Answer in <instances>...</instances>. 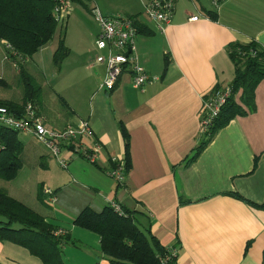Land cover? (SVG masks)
I'll list each match as a JSON object with an SVG mask.
<instances>
[{"label": "crops", "instance_id": "1", "mask_svg": "<svg viewBox=\"0 0 264 264\" xmlns=\"http://www.w3.org/2000/svg\"><path fill=\"white\" fill-rule=\"evenodd\" d=\"M147 1L86 0L90 10L133 18L151 33H138L132 53L150 76L143 88L133 86L129 72L114 90L101 87L106 67L96 62L103 54L95 46L100 27L81 6L71 8L57 44L27 62L26 72L45 75V53L54 60L65 36L69 55L51 74L56 89L34 106L48 128L65 130L85 120L95 135L68 145L63 151L68 168L56 163V172L42 181L55 192L53 203L45 193L50 204L41 195L39 203L32 197L34 205L20 195L14 198L67 236L66 264H114L102 252L100 236L74 224L86 207L101 211L111 202L132 213L161 245L176 250L178 264H264V207L257 206L264 203V81L255 92L256 111L233 119L191 160L203 139L205 101L235 78L229 46L255 41L264 47V0H219L218 6L213 0H175L173 21L164 33L146 18ZM206 12L217 14L216 20ZM9 69L0 58V76ZM53 96L66 109L45 103L54 102ZM121 126L129 137L131 168L118 184L110 172L116 166L112 157L126 154ZM95 142L101 145L97 162L73 153L75 146ZM40 144L42 167L49 172L53 156ZM0 264L44 263L22 246L0 241Z\"/></svg>", "mask_w": 264, "mask_h": 264}, {"label": "trees", "instance_id": "2", "mask_svg": "<svg viewBox=\"0 0 264 264\" xmlns=\"http://www.w3.org/2000/svg\"><path fill=\"white\" fill-rule=\"evenodd\" d=\"M60 1L62 0H0V44L5 62L11 61L27 83L21 102L0 100V107L7 108L18 117L24 115L27 104L35 105L41 96L40 86H32L25 65L54 39L57 28L62 23L54 14ZM66 1L92 12L86 0ZM206 15L212 20L217 18L215 13L206 12ZM135 27L138 33L151 35L148 31H143L138 22H135ZM68 55L69 49L63 35L54 54V63L58 69ZM229 57L235 67V78L230 84L232 94L203 135L191 160H195L217 133L233 119L256 111L255 92L264 81V47L255 41L249 44L232 43L229 46ZM0 86H6V81L1 76ZM219 89L221 87H216L215 91ZM239 94L240 102L237 100ZM121 131L126 141L125 166L130 170L129 137L123 126ZM24 147L19 132L0 123L1 179L12 181L18 177L24 165ZM257 162L258 159L255 166ZM257 206L264 207V203ZM124 211L126 215H120L111 205L101 211L86 207L74 219V224L97 233L101 238L102 252L114 264H162L170 248L161 245L149 230L141 229L132 213L126 209ZM57 229L43 215L8 194L6 190L0 189L1 242H11L26 248L44 264H66L62 245L68 238L57 235ZM176 255H172L171 264H178Z\"/></svg>", "mask_w": 264, "mask_h": 264}, {"label": "built area", "instance_id": "3", "mask_svg": "<svg viewBox=\"0 0 264 264\" xmlns=\"http://www.w3.org/2000/svg\"><path fill=\"white\" fill-rule=\"evenodd\" d=\"M218 6L219 0H213ZM70 2L66 0L60 1L54 10L59 21H63L70 15ZM175 12V0H148L145 3L144 14L155 28L164 33L171 25ZM93 17L100 27V34L96 39L95 46L98 51L103 52L96 58V62L106 67V74L101 87L104 90L112 91L115 89L120 78L126 73H131L132 84L135 88H143L150 81L146 69L139 64L132 55L135 49V41L138 31L135 27V21L124 15L104 16L98 10H92ZM191 21H197L198 17H193ZM232 94L231 86L222 87L214 90L207 98L203 107L202 134L204 135L209 127L213 124L215 118L221 112L227 99ZM0 123L5 127L33 136L42 143L49 153L55 158L59 166L68 168L69 158L63 156V151L68 145L77 141H85L94 138V131L88 121H80L76 126H69L65 130H55L48 128L43 120L38 116L36 108L33 104H27L24 115L16 116L5 107H0ZM101 145L97 142L88 148L75 146L74 152L80 154L90 162H97L100 156ZM115 168L110 175L118 184H122L127 174L125 166V158L112 157ZM44 192L48 196L50 202L56 200L55 192L52 188L45 187ZM113 209L120 215H126L123 207L117 202H111ZM62 230L56 231L59 235ZM170 252V253H169ZM168 254L163 258L162 264H171L172 255L177 252L174 249L169 250ZM170 261V263H169Z\"/></svg>", "mask_w": 264, "mask_h": 264}, {"label": "rangeland", "instance_id": "4", "mask_svg": "<svg viewBox=\"0 0 264 264\" xmlns=\"http://www.w3.org/2000/svg\"><path fill=\"white\" fill-rule=\"evenodd\" d=\"M80 5L75 4V3H70L71 8H76L79 7ZM82 7V6H81ZM71 14V10H70ZM68 18L62 21V23L59 24L57 28V33L56 36L53 39V43L51 42L50 45L54 46L57 44V41L59 40L60 36V27L61 25L65 24V21H67ZM94 19V18H93ZM133 20V18H132ZM94 19V23H95ZM97 25V23H95ZM65 27V26H64ZM88 28H91L93 31L94 29L92 26H89ZM70 27H68V33L70 31ZM65 32V28L64 31ZM71 34V37L74 35ZM46 55V67L45 69V75L43 73H37V72H30L27 71L26 73L29 74L31 78V83L33 87H39L41 88V96H40V101L44 98L47 99L50 95L52 96V93L54 92V89H56V78L52 79V71L56 69V64L54 63V60L52 59V56H48L47 53ZM1 62L8 64L10 66V69L6 72L4 75V79L6 81V86L1 87L0 86V100H9L13 102H21L24 98V94L26 91V82L22 78L21 73L16 69V67L13 66L11 61H6L5 62V57H3L0 54ZM26 69V68H25ZM54 95V94H53ZM54 98V96H53ZM56 98V96H55ZM54 102H48L45 101L47 105H50L51 107L57 108L58 110L60 109H66V107L63 104H55V99ZM33 137V136H32ZM19 138L23 141L24 143V151L22 154L23 158V168L21 169L18 177L12 181H6L4 179L0 178V189L6 190L7 189L13 194V197H23L30 205H34V199L38 201V195L42 196V199L47 203L50 204L47 196L45 195L46 193L44 192L45 186H48L49 184H44L42 185V181H45L46 178L51 176V174H54L56 172V160L52 157H48V163L50 165V171L47 172L43 167H42V159L39 156L41 153H44L45 151L42 148V145L35 141L34 139L25 136L24 134L20 133ZM36 139V138H35ZM47 154V153H46ZM48 155V154H47ZM49 156V155H48ZM47 158V157H46ZM56 164V165H55ZM48 183V182H47ZM8 192V191H7ZM8 192V194L10 193ZM45 193V194H44ZM20 195V196H19ZM32 197L34 199H32ZM46 197V199H45ZM17 199V198H16ZM51 212V209H49ZM48 212V211H47Z\"/></svg>", "mask_w": 264, "mask_h": 264}]
</instances>
